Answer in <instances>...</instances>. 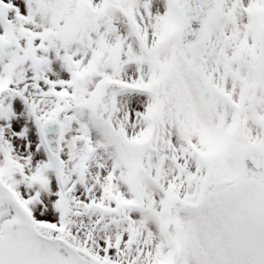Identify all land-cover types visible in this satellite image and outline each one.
I'll list each match as a JSON object with an SVG mask.
<instances>
[{
	"label": "snow or ice",
	"instance_id": "1",
	"mask_svg": "<svg viewBox=\"0 0 264 264\" xmlns=\"http://www.w3.org/2000/svg\"><path fill=\"white\" fill-rule=\"evenodd\" d=\"M0 264H264V0H0Z\"/></svg>",
	"mask_w": 264,
	"mask_h": 264
}]
</instances>
